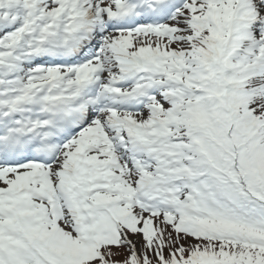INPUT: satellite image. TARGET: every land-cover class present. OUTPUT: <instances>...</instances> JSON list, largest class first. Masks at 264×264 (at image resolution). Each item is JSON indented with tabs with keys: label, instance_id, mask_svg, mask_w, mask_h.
Wrapping results in <instances>:
<instances>
[{
	"label": "snow or ice",
	"instance_id": "1",
	"mask_svg": "<svg viewBox=\"0 0 264 264\" xmlns=\"http://www.w3.org/2000/svg\"><path fill=\"white\" fill-rule=\"evenodd\" d=\"M0 264H264V0H0Z\"/></svg>",
	"mask_w": 264,
	"mask_h": 264
}]
</instances>
